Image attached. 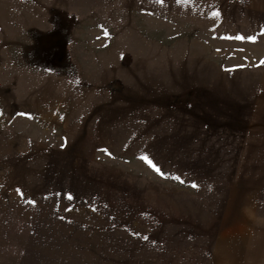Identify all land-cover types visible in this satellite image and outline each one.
Masks as SVG:
<instances>
[{
  "label": "rangeland",
  "instance_id": "obj_1",
  "mask_svg": "<svg viewBox=\"0 0 264 264\" xmlns=\"http://www.w3.org/2000/svg\"><path fill=\"white\" fill-rule=\"evenodd\" d=\"M261 61L264 0H0V264H214Z\"/></svg>",
  "mask_w": 264,
  "mask_h": 264
},
{
  "label": "crops",
  "instance_id": "obj_2",
  "mask_svg": "<svg viewBox=\"0 0 264 264\" xmlns=\"http://www.w3.org/2000/svg\"><path fill=\"white\" fill-rule=\"evenodd\" d=\"M249 115L211 254L214 264H264V84Z\"/></svg>",
  "mask_w": 264,
  "mask_h": 264
},
{
  "label": "snow or ice",
  "instance_id": "obj_3",
  "mask_svg": "<svg viewBox=\"0 0 264 264\" xmlns=\"http://www.w3.org/2000/svg\"><path fill=\"white\" fill-rule=\"evenodd\" d=\"M214 15H218V13H214ZM237 39H243V37H237ZM248 39H250V40H254L255 37H249ZM261 63L264 64V61H261ZM141 158L144 159V160H146L149 164H151V161H148V160H147V157H141ZM153 167H155V166L153 165ZM193 186H196V185H193ZM18 191H19V190H18Z\"/></svg>",
  "mask_w": 264,
  "mask_h": 264
}]
</instances>
